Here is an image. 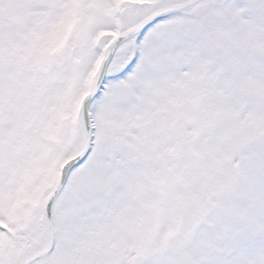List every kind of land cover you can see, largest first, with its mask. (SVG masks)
Segmentation results:
<instances>
[{
    "label": "snow or ice",
    "instance_id": "6c2138e0",
    "mask_svg": "<svg viewBox=\"0 0 264 264\" xmlns=\"http://www.w3.org/2000/svg\"><path fill=\"white\" fill-rule=\"evenodd\" d=\"M0 264H264V0H0Z\"/></svg>",
    "mask_w": 264,
    "mask_h": 264
}]
</instances>
